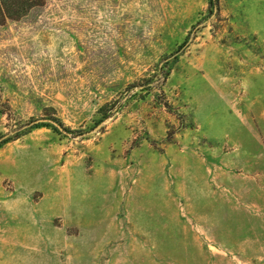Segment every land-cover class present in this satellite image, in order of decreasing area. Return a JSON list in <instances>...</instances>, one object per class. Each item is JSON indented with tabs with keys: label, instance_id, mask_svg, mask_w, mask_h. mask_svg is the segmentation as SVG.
I'll return each mask as SVG.
<instances>
[{
	"label": "rangeland",
	"instance_id": "1",
	"mask_svg": "<svg viewBox=\"0 0 264 264\" xmlns=\"http://www.w3.org/2000/svg\"><path fill=\"white\" fill-rule=\"evenodd\" d=\"M0 264H264V0L0 21Z\"/></svg>",
	"mask_w": 264,
	"mask_h": 264
},
{
	"label": "trees",
	"instance_id": "2",
	"mask_svg": "<svg viewBox=\"0 0 264 264\" xmlns=\"http://www.w3.org/2000/svg\"><path fill=\"white\" fill-rule=\"evenodd\" d=\"M213 5L218 3V0H211ZM45 5V0H0V21L5 23L7 20H18L26 16L30 10L37 6ZM57 125L62 126L60 119L55 118ZM44 120H38L30 123L29 127L38 126Z\"/></svg>",
	"mask_w": 264,
	"mask_h": 264
}]
</instances>
